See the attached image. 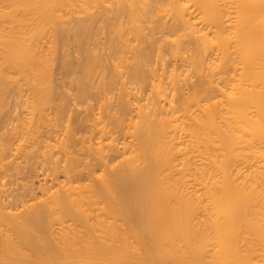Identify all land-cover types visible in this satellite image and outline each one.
I'll list each match as a JSON object with an SVG mask.
<instances>
[{
    "label": "bare ground",
    "instance_id": "bare-ground-1",
    "mask_svg": "<svg viewBox=\"0 0 264 264\" xmlns=\"http://www.w3.org/2000/svg\"><path fill=\"white\" fill-rule=\"evenodd\" d=\"M104 27L109 32L107 43L111 56L105 52L100 54L101 47L98 54L96 48L86 46V43H98L97 36L100 37ZM72 31L77 43L69 42L78 45L85 55L76 69V75L79 74L76 85L72 82L76 86L74 96L82 99L102 88L107 102L104 100L106 104L101 102L104 104L101 105L99 101L101 108L117 96L116 104L109 102L110 108L104 115L108 122L103 124L106 119L102 120L101 115V126L97 121L89 129L97 130L93 132L99 133L96 134L98 141L95 133L90 134L95 140L84 136L97 143L95 149L92 146L95 142L82 140L84 146L91 145L93 153L87 146H83L90 151L87 154L84 148H79L86 155L83 162L89 166L85 158L93 154L101 172L98 174L96 170L98 175L95 174L93 167V176L90 174L92 159L91 166H86L88 170L83 168L85 176L88 173L93 181L90 177V182L85 179L87 183H80L79 175L77 183L70 174L73 176L74 168L78 169L83 162L82 157H74L71 152L74 163L79 158L82 164L78 165L77 161L76 167L71 165L68 179L65 163L62 172L67 179L62 182L57 176L58 181L53 182L52 188L50 185L44 191L41 188V200H37L36 194L31 202L23 199L14 209L1 198L0 264H264V0H0V101L7 98L9 80L17 88L20 77L22 82H28L26 89L31 90L27 96L34 104H29L38 107L31 108V113L28 111L31 116L25 115L29 120L23 116L26 120L20 128L23 142L43 133L42 127L49 128L45 123L51 122L52 114L48 117L49 112L45 113L44 101L56 96L52 66L57 59L59 40L66 44L68 39L64 37L68 33L71 37ZM160 40L169 47L170 50L166 49L174 63H179L178 57V60L187 57L186 65L190 66L187 72L199 78L192 91L186 87L185 93L186 73L182 75L178 65L172 62L173 68L169 67L167 72L169 69H162L160 63L162 73H158L160 70L148 63ZM61 43L60 52L64 56ZM158 52L160 55L161 51ZM69 56V59L73 57ZM64 59L62 63L72 69L73 65H69L73 60ZM122 63L130 79L144 84L150 82L149 97H142L146 103L141 102L137 90L132 91L133 86L126 85L127 75L126 79L120 76L118 68ZM156 69L159 75L155 77L150 70L156 73ZM14 74H19L16 84ZM118 80L122 86L119 85L120 92L116 93L113 90ZM24 87H19L20 92ZM94 87L97 88L93 90ZM20 94L17 96L21 97ZM1 105L0 102V108ZM40 105L44 111L39 109ZM54 115V119L59 117ZM19 117L18 122L22 119ZM68 118L71 119L69 115ZM76 122L84 125L85 119L82 116ZM54 124L50 125L51 129ZM75 126L77 129L78 125ZM64 132L69 138L71 133L67 129ZM129 132L133 139L126 141ZM16 133L15 138L20 135ZM40 135L34 140L43 139ZM120 136L126 137L121 141ZM15 138L12 137V143H16ZM47 139L40 141L41 145H48ZM59 139L57 144L61 142L58 143ZM63 143L57 148L61 146L62 152L59 151L64 154L70 147L64 151ZM72 143L76 146V142ZM23 144L21 141L20 147ZM121 144L130 153L128 156L122 157ZM4 147L0 145L2 150ZM29 156L32 155L29 153ZM64 156L73 163L67 153ZM4 160L0 162L2 168ZM19 160L15 161H22ZM10 162L13 167V160ZM59 169L55 168V177ZM33 192L28 193L33 195Z\"/></svg>",
    "mask_w": 264,
    "mask_h": 264
},
{
    "label": "rangeland",
    "instance_id": "rangeland-1",
    "mask_svg": "<svg viewBox=\"0 0 264 264\" xmlns=\"http://www.w3.org/2000/svg\"><path fill=\"white\" fill-rule=\"evenodd\" d=\"M104 24V23H103ZM105 28L106 27H104V28H102L101 29V33L99 32V35H100V37L99 36H97V41L96 42H98V43H95V44H91V43H86V46H88V47H94V48H96L95 50L98 52V54L100 53V50H101V53L100 54H102L103 52H105V54H107L108 56H111V55H109V54H111V47L109 46V44L107 43L108 42V40H109V32H106V30H105ZM102 30H104V31H102ZM108 31V30H107ZM71 34L73 33V31L72 32H70ZM74 34V33H73ZM72 34V35H73ZM71 35V37H70V34L68 33V36L66 37H64V38H66V39H68V40H65L66 41V44H64L63 45V43H65L64 41H62L63 43H61V40L62 39H60L59 40V45H58V49L57 50H59V51H57L58 53H57V55H56V60L53 62V64H55V66L53 67L52 66V70L53 71H55V72H53L52 71V73H53V77H54V79H55V81H53L54 82V85L55 84H57V90H55V92H54V95H56V96H53V98H51V100H52V102H51V100H50V98L48 97L47 98V101L45 102L44 101V103H46L45 105H44V108H45V113H48V117H50L49 116V114H50V112H51V116L53 117H55V115L54 114H57V115H59V117H60V119H59V117L57 116L55 119H54V117L52 118V117H50L51 118V122H49L48 120H47V122L49 123H45V125H46V127H51L50 125L51 124H54V120H56V122H58V121H60V123L58 122L57 123V126L58 127H55L56 125V122H55V124L54 125H52L53 127V129L55 130H53V129H51L50 128V130H52V133H51V131L49 130V132H47L46 133V131H48V129L49 128H43L42 127V130H43V133H42V131H41V133L40 134H42V137H43V139L45 138V139H47V138H49V137H51V139L49 138V140L51 141H49L48 139V141H47V144L48 145H41V142L40 141H43V139H39L40 137H41V135L40 134H37V136L36 137H33L32 135H30L31 137H33L34 139H36L38 136H39V138H38V141L39 142H37L36 140H34L33 138V140H31V138L30 139H28V138H24L25 140H26V142H25V140H24V142H23V138L21 139L20 138V136L21 135H23V133H22V129H20V128H22L23 126H24V124H25V122H26V120L25 119H27V120H29V117L28 118H26L27 116H25V115H27L29 112H30V109L32 108V110L35 108V110H36V107H37V104L35 105V106H31L30 104H34L33 102V99L30 97V96H27L29 93V90L30 89H26V87L27 88H29L28 86H26L27 85V83L28 82H26V80L24 81L23 80V82H22V77H24V76H22L21 78L22 79H20V77H18V79H17V76H19V74L17 75V74H14V76L13 77H16L15 79H14V83L16 82L15 80L17 79V81L18 80H20V82H22V83H20L19 82V84H16V87L19 85V87H21V85H22V87L23 86H25L24 88H21V92H20V90H19V87H17V88H14L15 87V85L13 86V83H10V81L11 82H13V80H9V84H11V87H10V89H9V91H7L8 92V95L10 96V98H9V96L7 95V98H5L4 100H3V102H2V100L0 101L1 103H2V105H1V108H0V116H1V118H0V145L2 144V148L4 147V146H7V148L6 147H4V149L2 150V148H0V152L2 153H4V152H6V153H2V155L0 156V162H1V159L3 158V160L6 158V161L4 160L3 162H2V165H3V167L4 168H2V166L0 165V168L1 169H3V170H1L0 169V187L2 188V191H1V189H0V195H1V197H0V200H1V198H2V200H4L5 201V203L8 205V206H11L12 205V207L14 208V207H17L18 206V204L20 205L21 204V200H25V201H27L28 203L29 202H31L32 200H31V198L32 197H34V196H36V194H37V196H38V198H37V200H41V198H42V196L41 195H39V194H41V188H42V190L44 191L45 189H48V188H50L51 186H53V182H56V181H62V182H64L66 179H67V177L66 176H68V179H69V174H68V172H69V170L71 171V165H73L74 164V166L76 167L77 166V161L79 162L78 163V165H80V164H82L80 161H79V158H77V159H75V163H74V158H73V160H72V158H71V156H70V153L71 152H74V154L73 153H71V154H73L74 155V157H76V156H78V157H82L81 158V161L83 162V160H84V157H86V155L85 154H87V152L88 151H86V150H88V148H92L91 147V145H87V143H89V142H95V141H98V134L99 133H95V132H93V131H97L96 129L95 130H89V129H91V127L93 126V124L94 123H97V121H98V123H100L99 124V126H101V124L103 123H105L108 119H106V117H107V115L106 116H104L105 114H106V111H108L109 110V108H110V103L112 102L114 105L116 104L115 102V100H116V98H117V96H115V95H117L116 93H118V91H119V89H117L118 87H120L119 85H121L122 86V84H121V81L126 77V75H127V81H128V84H126V85H129V87L130 86H133V87H131V89H132V91L134 90H137V91H135L136 93H137V95H139L140 96V98H141V102L142 103H146L147 102V100L145 99V98H148L149 97V95H150V93H151V86H150V82H149V84H148V82H146L145 84H144V82L143 81H141V82H143V83H139V81H135V79H133L134 80V83H133V80H132V78L130 79V77L128 76L129 74H126V73H128L127 72V69H126V67H125V69H124V66H123V64L125 63H122V64H120V65H122V66H120L121 67V69H120V67L118 68V71H120V76L122 75V78L123 79H121L120 78V76H119V78H118V76H117V78L118 79H121V81H117L118 82V84H116L117 85V87L115 86V88H114V92H116V93H112V95L113 96H115L116 98L114 99V101H112L113 100V98L112 99H109V102H108V104L107 105H105V106H103L104 108H101L100 107V104L101 105H104V104H102L101 102H107V99H105V98H103L104 97V92L102 91V88H93V90L94 89H96V90H94L93 91V93L92 92H90V94L88 93V95L86 96V97H84V98H82V99H79V98H77L76 96H74V95H76V91H75V89H76V83H77V77H78V75L79 74H77L76 75V69H77V67L79 66V63H82L84 60H85V55H84V53H83V51L78 47V45H73L74 43H75V41H76V37L75 38H73L72 39V36ZM103 36V37H102ZM105 37V38H104ZM70 39V40H69ZM71 39H72V41H71ZM100 39H101V41H100ZM64 40V39H63ZM74 40V41H73ZM105 40V41H104ZM72 43V42H74L73 44H71L70 42ZM100 41V42H99ZM159 42V41H158ZM158 42L156 43L157 44V46H159V48H157V46L155 45V48H154V50H152V54H151V56L152 55H154V56H150V58H151V60H150V58H149V61H151V62H149L148 61V63L150 64V65H152V67L154 66L155 68H158L159 70H154V71H156V73L155 72H152L151 70H150V74L152 75V76H154V74H155V77L156 76H158L159 74L158 73H162V71H161V66H162V69L164 68V70L165 69H169V67H170V69H172L173 67H171V64H172V62H173V64L172 65H174V66H179L178 68H180V71H181V73H182V75H183V73H186L185 75H184V77H185V79H184V81L185 80H187V81H185V83H184V81H183V83L185 84V87H184V91H185V93L187 92V90H188V88L190 89L189 91H192L193 89H194V86H195V84L199 81L198 79V76L196 75V74H191L190 73V75H189V72H187V71H190V70H188L189 68H190V66H187L186 64H187V62L186 61H188V60H185V59H187V57H186V53H185V59L184 58H180L181 60H178V58H176V57H174V58H176V61H179V63H174L175 61H173L174 59H173V56H172V58H171V53H169V51L168 50H170L169 49V47L167 48L165 45H167V44H165V43H163L162 42V40H160V44L162 45V44H164V45H160V44H158ZM60 43L62 44V46L63 47H61L63 50H65V51H63L66 55H64L63 56V54H61V52H60ZM77 43V42H76ZM75 43V44H76ZM101 43V44H100ZM108 44V46L109 47H107V45H105V44ZM90 44H91V46H90ZM98 44V45H97ZM100 44V45H99ZM68 45V46H67ZM92 45H95V46H92ZM67 46V47H66ZM97 46H98V48H97ZM162 47V49L160 50V48ZM165 46V47H164ZM77 47V48H76ZM99 47H101V49L99 50ZM164 47V48H163ZM66 48V49H65ZM105 48V49H104ZM168 50H167V49ZM74 49V50H73ZM77 49V50H76ZM79 49V50H78ZM108 51H107V50ZM109 49H110V51H109ZM156 49H159V50H157L156 51ZM72 50V51H71ZM80 50H81V52H80ZM104 50V51H103ZM154 51H156V52H154ZM158 51H161V54L160 55H158L160 52H158ZM167 51V52H166ZM69 52V53H68ZM77 52V53H76ZM80 52V53H79ZM79 54V55H78ZM104 54V53H103ZM104 54V55H105ZM188 54V53H187ZM63 57H62V56ZM70 55L72 58V60L73 61H71V65H69V66H71L72 67V65H73V67H72V69L68 66V68H70V69H67V66L66 65H64L62 62H64V61H66L64 58L66 57L67 59H69L68 58V56ZM82 55V57L80 58V56ZM106 55V56H107ZM157 55V56H156ZM58 56V57H57ZM59 56H61L62 57V59H60L61 57H59ZM69 56V57H70ZM187 56H189V54L187 55ZM154 57V58H153ZM160 58V59H158V58ZM164 57V58H163ZM83 58V59H82ZM64 59V61H62ZM71 59H69V60H71ZM77 61V62H75V63H77V64H75L74 63V61L75 60ZM189 59V58H188ZM60 61H61V63H60ZM152 61H154V63L152 64ZM155 61H157L159 64L157 65L156 63L157 62H155ZM184 61V62H183ZM163 62V63H162ZM186 62V63H185ZM160 63H161V66H160ZM170 63V64H169ZM185 63V64H184ZM163 64V65H162ZM182 64H183V66H182ZM62 66V67H60V66ZM149 65V66H150ZM157 65V66H156ZM189 65V64H188ZM163 66H165V67H163ZM186 66H187V68H186ZM64 67L66 68V70H63L64 69ZM152 67H150V69H153ZM167 67V68H166ZM122 68H123V70H122ZM128 68V67H127ZM63 71H62V70ZM75 69V70H74ZM170 69L167 71V72H169L170 71ZM69 70H70V72H69ZM73 70H74V72H73ZM78 70V69H77ZM125 70V71H124ZM163 70V71H164ZM186 70V71H185ZM157 71H159L158 73H157ZM179 71V70H178ZM185 71V72H184ZM67 72V73H66ZM72 72V74H70ZM126 72V73H125ZM166 72V71H165ZM61 73V74H60ZM64 73V74H63ZM74 73V74H73ZM78 73V72H77ZM121 73H123V74H121ZM188 73V74H187ZM71 75V78L73 79V81H72V79L69 77L70 75ZM158 74V75H157ZM165 74V73H164ZM166 74H168V73H166ZM165 74V75H166ZM16 75V76H15ZM63 75V76H62ZM65 75V76H64ZM124 75V76H123ZM187 75H189V76H187ZM191 75H192V77H191ZM21 76V75H20ZM57 76V77H56ZM76 76V77H75ZM151 76V77H152ZM65 77V78H64ZM74 77V78H73ZM149 78V81H151V79L153 78ZM183 77V78H184ZM187 77V78H186ZM190 77H191V79H190ZM70 78V79H69ZM125 78V79H126ZM189 78V79H188ZM194 78H195V80H194ZM13 79V78H12ZM77 79V80H76ZM62 80V81H61ZM75 80V81H74ZM60 81V82H59ZM70 81H71V83H70ZM193 81V82H192ZM25 82V83H24ZM56 82V83H55ZM66 83V84H64V83ZM75 84H73V83ZM76 82V83H75ZM120 82V83H119ZM125 82H126V80H125ZM130 82H132V83H130ZM187 82V83H186ZM23 83H24V85H23ZM61 83L62 84H64V85H62L61 86ZM21 84V85H20ZM26 84V85H25ZM30 84V83H29ZM70 84V85H69ZM73 84V85H72ZM138 84V85H137ZM189 86H188V85ZM190 84H191V86H190ZM137 85V86H136ZM187 85V86H186ZM12 86H13V88L15 89V91H14V89L12 88ZM69 86H70V88H69ZM184 86V85H183ZM73 87H75V88H73ZM137 87V88H136ZM186 87H188V88H186ZM141 88V89H140ZM17 89V90H16ZM25 89H26V91H25ZM71 89V90H70ZM185 89H187V90H185ZM19 90V93L18 94H20V93H22L23 94V96H21V94L19 95V96H21V97H18L17 95H15L16 93H17V91ZM60 90V91H59ZM101 90V91H100ZM57 91V92H56ZM59 91V92H58ZM92 91V90H91ZM14 92H16V93H14ZM24 92V93H23ZM30 92H31V90H30ZM62 92V93H61ZM73 92L75 93V94H73ZM120 92V91H119ZM27 93V94H26ZM102 93V94H101ZM7 94V93H6ZM6 94H3V96L5 97L6 96ZM58 94V95H57ZM66 94V95H65ZM98 94V95H97ZM149 94V95H148ZM53 95V94H52ZM73 97H75V99L73 100L72 98V96ZM103 95V96H102ZM148 95V96H147ZM2 96V95H1ZM59 96V97H58ZM70 96V97H69ZM91 98H90V97ZM99 98H98V97ZM101 96V97H100ZM145 97V98H143V100H142V97ZM28 97H30L31 99H29ZM56 97L58 98V99H56ZM92 97H94V98H92ZM1 98H3V97H1ZM54 98L56 99V104L54 103L55 102V100H54ZM70 98V99H69ZM101 98V99H100ZM14 99V100H13ZM20 99V100H19ZM23 99V100H22ZM85 99H86V101H85ZM145 99V100H144ZM10 100V101H9ZM17 100V101H16ZM25 100V101H24ZM26 100H30L31 102H29V101H27L26 102ZM53 100H54V102H53ZM57 100L59 101V102H57ZM62 100H63V103H62ZM103 100V101H102ZM105 100V101H104ZM21 101V102H20ZM99 101H100V104H98L99 103ZM23 102V103H22ZM51 102V103H50ZM61 102V103H60ZM64 102H65V104H64ZM81 102H82V104H81ZM86 102V103H85ZM88 102H89V104H88ZM106 102H105V104H106ZM30 103V104H29ZM62 104L61 106L64 108H61V106L60 105H58V104ZM26 104V105H25ZM56 105V107H55V105ZM67 104V105H66ZM72 104V105H71ZM112 104V105H113ZM4 105V106H3ZM29 105V106H28ZM42 105V104H41ZM40 105V108L39 109H43V108H41L42 106ZM47 105V106H46ZM53 105H54V107H53ZM64 105H66V106H64ZM69 105V106H68ZM39 106V105H38ZM109 106V107H108ZM2 107H3V110H2ZM34 107V108H33ZM66 107V108H65ZM38 108V107H37ZM46 108H47V110H46ZM86 108H87V110H86ZM101 108V109H100ZM29 109V110H28ZM50 111H49V110ZM60 109H61V111H60ZM63 109V110H62ZM71 109V110H70ZM84 109H85V111L88 113L87 115H86V112L84 111ZM103 109V110H102ZM56 110V111H55ZM65 110H66V112H65ZM104 112V114H103V112ZM1 111H2V113H1ZM29 111V112H28ZM43 111H44V109H43ZM47 111V112H46ZM92 111H94V112H92ZM38 112H39V110H38ZM71 112V113H70ZM90 112V113H89ZM98 112H99V114H98ZM5 113V114H4ZM15 113V114H14ZM18 113V114H17ZM31 113V112H30ZM30 113H29V115H30ZM61 113V114H60ZM92 113V114H91ZM133 113H134V111H133ZM135 113H136V111H135ZM134 113V114H135ZM9 114V115H8ZM71 114V115H70ZM90 114V115H89ZM17 115V116H16ZM19 115H20V117H19ZM68 115L70 116V118L71 119H69L68 118ZM80 117H79V116ZM103 117H102V116ZM12 116V117H11ZM15 116V117H14ZM23 116H25L24 118H23ZM31 116V115H30ZM82 116L84 117V119H85V124L87 123V125H80L79 123H77L76 121L78 120L79 122H80V119L82 118ZM22 118V119H19V122H21V121H23L21 124L22 125H20L19 124V122L17 121L18 119L17 118ZM74 117V118H73ZM90 117V118H89ZM103 119H102V118ZM6 120H5V119ZM8 118V119H7ZM76 118H78V119H76ZM95 118V119H94ZM98 118H100V119H98ZM15 119V120H14ZM52 119H54L53 121H52ZM59 119V120H58ZM93 119L95 120V122H93ZM104 120V119H106V120H104V122L102 121V120ZM3 120V121H2ZM13 120V121H12ZM63 120V121H62ZM70 120V121H69ZM75 120V121H74ZM11 121V122H10ZM18 122V125H16L17 123L16 122ZM25 121V122H24ZM68 121H69V123H68ZM100 121V122H99ZM101 121H102V123H101ZM4 122V123H3ZM9 122V123H8ZM108 122V121H107ZM106 122V123H107ZM7 123V124H6ZM12 123L14 124V123H16V124H14V126L12 125ZM51 123V124H50ZM62 123V124H61ZM75 123H77V124H75ZM9 124H11L10 125V127H9ZM62 125V128H59L60 126ZM67 124V125H66ZM16 125V126H15ZM19 125L21 126V127H19ZM49 125V126H48ZM75 125H78L77 127V129L76 128H74V127H76ZM80 125V126H79ZM89 125V126H88ZM8 126V127H7ZM66 126V127H65ZM69 126H71L70 128H73V130H70L69 129ZM82 126V127H81ZM84 126V127H83ZM89 127V128H87V127ZM98 126V127H99ZM110 126V125H109ZM17 128V130L15 129V128ZM18 127H19V129L21 130H19L18 129ZM68 127V128H67ZM80 127V128H79ZM87 129H86V128ZM13 128V129H12ZM56 128H59V129H56ZM85 128V129H84ZM5 129V130H4ZM9 129V130H8ZM65 129V130H64ZM66 129H67V131H68V133L70 134L71 133V135L72 136H75V135H73L74 133L76 134V137L77 138H75V137H71V135H70V137L68 138V136H67V138L65 137L66 136ZM69 129V130H68ZM78 129H80V131H78L77 132V130ZM92 129H94V128H92ZM7 130L9 131V132H11V134H13L12 136H11V134H8L9 132H7ZM12 130V131H11ZM13 130H14V132L16 133V131L20 134V135H18V133H16L15 135H18L17 136V138H19V140L20 141H18V139L17 138H15L14 137V132H13ZM16 130V131H15ZM45 130V131H44ZM62 132H61V131ZM88 130V131H87ZM20 131V132H19ZM56 132L55 133V135H54V132ZM58 131V132H57ZM65 131V132H64ZM69 131H72V132H69ZM92 131V132H91ZM13 132V133H12ZM60 132V134H58L57 135V133H59ZM63 132L64 133H66V134H63ZM4 133V134H3ZM22 133V134H21ZM46 133V134H45ZM91 133H95L94 135H96L95 136V138H97L96 140H95V138H94V136H92V135H90ZM62 134V135H61ZM4 136V137H2V136ZM51 135V136H50ZM52 135H54V136H52ZM56 135L58 136V139H59V141H58V143L60 142V143H63L65 140V144L63 143V149L64 148H66L67 150H68V148L67 147H70L69 148V150H71L70 152H65L64 154H66L67 153V155H69V157H70V160H71V162H73L72 164L70 163V161L68 160V159H66L67 158V156L65 157L64 156V154L63 153H60V147L59 148H57L59 145H60V143L59 144H57V140L58 139H56L55 140V138H56ZM87 137H86V136ZM129 135V137H127V139H125L124 137H126V136H128ZM29 136V137H30ZM60 136V137H59ZM88 138L89 136H91V138L92 139H94V140H92L91 138H89L88 140L85 138ZM123 136V135H122ZM126 136H124V137H121V141L123 140L122 138H124L126 141H128L129 139H133V137L131 138V135H130V132H129V134H127ZM6 137V138H5ZM12 137L13 138H15L14 139V141L13 142H16V143H12L11 141L13 140L12 139ZM22 137V136H21ZM53 137H54V139H53ZM85 138V139H81V138ZM62 138L64 139L65 138V140H62ZM73 138V139H72ZM72 139V141H69V140H71ZM75 139V140H74ZM76 139H77V141H78V143H77V141H76ZM10 140V141H9ZM32 143L33 142V144H31V143H29V141ZM69 142H68V141ZM74 140V141H73ZM81 140V141H80ZM85 141V142H87L86 143V145L84 146V142L83 141ZM87 140V141H86ZM106 139H104V141H105ZM3 141H6V143L5 142H3ZM21 141H22V144L24 143H26V147L27 148H25V145L23 144V147H20L21 146ZM55 141H56V143H55ZM9 142V143H8ZM28 142V143H27ZM35 142V143H34ZM49 142V143H48ZM53 142H54V144H53ZM70 142H71V144H70ZM72 142H76V146H74V144L75 143H72ZM92 142V143H93ZM105 142H108V140L107 141H105ZM7 143H8V145H7ZM10 143H12L13 145H12V147H11V144ZM36 143H38V144H36ZM50 143H52V144H50ZM84 143V144H83ZM9 144H10V146H9ZM19 144V145H18ZM57 144V145H56ZM70 144V145H69ZM73 144V145H72ZM79 144H80V146H79ZM94 145H92L93 146V148L95 149V144H96V146H97V143L95 142V143H93ZM15 145V146H14ZM18 145V146H17ZM28 145V146H27ZM29 145H31V146H33V147H29ZM49 145H51L50 147H52V145H54V150H52L53 149V147L52 148H50L49 147ZM72 145V146H71ZM9 146V147H8ZM36 146H37V148H36ZM41 146H43V147H41ZM56 146V147H55ZM65 146V147H64ZM78 146V147H77ZM88 147V148H84V147ZM11 147V148H10ZM45 147H46V149H49V152H46V151H48V150H46L45 149ZM47 147H49V148H47ZM74 147V148H73ZM76 147V148H75ZM6 148V149H5ZM10 148V149H9ZM13 148H14V150H13ZM18 148V149H17ZM20 148H21V150H20ZM22 148H24V149H22ZM32 148H33V151L31 152V150H32ZM79 148H84L83 150H85L84 151V153L82 152L83 150L82 149H79ZM91 149L90 151H94V149ZM16 149V150H15ZM30 149V150H29ZM36 149V150H35ZM41 149V150H40ZM45 149V151H43ZM66 149H64V151H66ZM74 149V150H73ZM76 149V150H75ZM78 149H79V151H81L82 152V154H83V156H82V154H81V152H79L78 151ZM8 150H10V151H8ZM12 150V151H11ZM17 150H18V156H17V154H16V152H17ZM24 150V151H23ZM27 152H29L30 153V155H32L31 156V158H30V156H29V153H27ZM55 150H58L57 151V153H58V157H57V155H55V153H56V151ZM37 151H39V152H37ZM41 151V152H40ZM53 152L52 154L55 156H51V152ZM89 151V152H90ZM93 151H92V153H93ZM120 151H123L122 152V157L125 155V156H128V154H130V153H128L127 151V148H125L124 149V145H122L121 144V149H120ZM37 152V153H36ZM61 152H62V149H61ZM77 152V153H76ZM78 152L81 154V156H80V154H78ZM88 152V153H89ZM0 153V154H1ZM50 155H49V154ZM56 153V154H57ZM69 153V154H68ZM12 154V155H11ZM25 154H26V159H27V161H26V159H25ZM27 154H28V156H27ZM34 154V155H33ZM37 154V156L35 157V155ZM44 155V157H43V155ZM46 154H47V156H46ZM62 154V155H61ZM124 154V155H123ZM7 155V156H6ZM15 155L17 156L16 158H15ZM49 155V156H48ZM89 155H90V157H89ZM92 155V156H91ZM124 156V157H125ZM7 157H8V159H7ZM10 157V158H9ZM19 157L21 158L20 160H22L21 162H19L18 163V161H15V160H19ZM35 157V158H34ZM37 157H39V159H38V161L36 160L37 159ZM52 157V158H51ZM55 159H54V158ZM60 157H61V159H60ZM12 158V159H11ZM33 158H34V160H33ZM45 158H46V160H45ZM91 158V159H90ZM121 158V156L118 158V159H120ZM9 159H10V161L11 160H13V167H12V165L10 164L11 162L9 161ZM51 159V160H50ZM56 159H59L58 161L56 160ZM63 159H65L64 161H63ZM86 159V161H88L89 163H90V165L89 166H91V162H90V160L92 161V159H94V155L93 154H88V157L87 158H85ZM19 160V161H20ZM28 160H29V162H28ZM33 160V161H32ZM54 160V162H55V164H54V162H52ZM26 161V162H25ZM35 161H36V163H35ZM48 161V162H47ZM59 161H61L60 163H59ZM64 163H63V162ZM5 162H6V165H5ZM15 162L17 163V164H15ZM33 163V167H32V163ZM51 162V163H50ZM68 162V163H67ZM93 162V165L91 166V171H90V174L92 175V173H93V169L95 170V174H100V172H101V166H100V164H98V165H95V159H94V161H92ZM9 163V164H8ZM28 163V164H27ZM56 163H57V166L55 167V165H56ZM65 163H66V166H67V168H69V169H67L66 167L64 168V166H65ZM1 164V163H0ZM30 164H31V167H30ZM36 164H37V167H36ZM85 164V161L83 162V164H82V166L80 165V167H78V169L76 168H74V178H73V176L71 175L72 174V172H71V174H70V176H71V178L72 179H76V182L77 183H79V181H80V183H83V182H85V179L87 180H89V182H90V177H91V180H92V176L91 175H89L88 173H87V175L89 176H85V174H86V170H88L87 169V167L86 166H88V163L86 162V164ZM9 165L12 167V169L11 168H9ZM27 165V166H26ZM64 165V166H63ZM26 166V167H25ZM35 166V167H34ZM54 166V167H53ZM69 166V167H68ZM89 166H88V168H89ZM18 167H19V170H18ZM23 168V169H21V172H20V168ZM59 167L61 168V169H59ZM83 167H85V169L86 170H84V168ZM93 167H95V168H93ZM5 168L6 169H8V171L7 170H5ZM13 168H16L15 170L13 169ZM33 168V169H32ZM55 168H56V170H57V168L59 169L58 170V175L56 174V177H55ZM63 168H64V172L67 174L66 176H65V174L62 172L63 171ZM79 168H82V170H83V173H84V175H83V173L81 174V171H80V169ZM93 168V169H92ZM65 169H66V171H65ZM72 169H73V166H72ZM4 170H5V172H4ZM10 170H11V173H10ZM14 170V171H13ZM24 170H26V171H24ZM28 170V171H27ZM54 170V171H53ZM76 170H78L77 172H79V174L78 173H76ZM96 170H97V173H96ZM2 171V172H1ZM34 171V172H33ZM19 172V173H18ZM92 172V173H91ZM5 173V174H4ZM14 173V174H13ZM76 173V174H75ZM97 174V175H98ZM4 175V176H3ZM28 175V176H27ZM79 175H81V177L79 176ZM57 176H58V178H57ZM83 176L85 177V178H83ZM10 177V178H9ZM66 177V178H65ZM80 177V180L78 179ZM87 177V178H86ZM4 178V179H3ZM56 178L58 179V180H56ZM63 179H65L64 181H63ZM79 181H78V180ZM81 179H82V181H81ZM84 179V180H83ZM71 180V179H70ZM95 180H98L97 178H95ZM94 180V181H95ZM67 181H69V180H67ZM74 182H75V180H73ZM93 181V180H92ZM75 182V183H76ZM88 182V181H87ZM87 182H85V183H87ZM4 184V185H3ZM84 184V183H83ZM3 185V186H2ZM42 185V186H41ZM49 185H50V187H49ZM32 186H33V188H32ZM43 187H44V189H43ZM27 188H28V190H27ZM52 188V187H51ZM34 190V192H33V195L31 196L28 192L30 191L31 193H32V191ZM25 191V192H24ZM28 191V192H27ZM4 193V194H3ZM35 193V194H34ZM9 194V195H8ZM12 194V195H11ZM24 194H26V196L28 195V199H30L29 201H28V199H25L26 198V196L24 195ZM3 195H4V197H3ZM16 195V196H15ZM6 196H8L7 198H6ZM23 196V197H22ZM24 196H25V198H24ZM39 196H40V198H39ZM22 197V199H20ZM14 198V199H13ZM8 200V202L6 201V200ZM12 202H13V204H12ZM14 202H15V204H14ZM18 202V203H17ZM17 203V204H16ZM15 209V208H14ZM20 209H21V207H20Z\"/></svg>",
    "mask_w": 264,
    "mask_h": 264
}]
</instances>
